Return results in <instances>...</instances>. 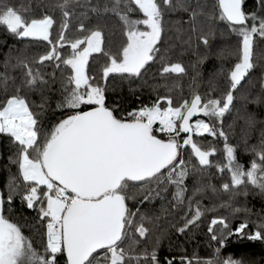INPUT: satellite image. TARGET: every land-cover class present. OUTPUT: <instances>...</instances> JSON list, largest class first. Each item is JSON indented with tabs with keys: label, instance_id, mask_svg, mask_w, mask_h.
I'll list each match as a JSON object with an SVG mask.
<instances>
[{
	"label": "snow or ice",
	"instance_id": "obj_1",
	"mask_svg": "<svg viewBox=\"0 0 264 264\" xmlns=\"http://www.w3.org/2000/svg\"><path fill=\"white\" fill-rule=\"evenodd\" d=\"M178 12L185 15L173 19ZM112 19L118 42L107 38L116 35ZM0 29L46 44L37 54L13 48L0 63L9 170L0 189V264H176L158 255L156 233L188 237L205 219L211 258L182 256L179 264H254L222 250L233 237L264 244V212L236 206L252 192L264 197V127L249 144L264 126L249 109L264 107V87L251 91L258 67L264 85L255 56L264 44V0L252 10L245 0H56L43 13L0 0ZM193 41L203 54L188 94L180 88L176 99L174 78L188 70L173 56ZM94 55L103 60L95 74ZM213 56L219 68L201 91L197 66ZM125 86L131 96L143 89L155 96L124 109L125 98L110 93ZM241 147L248 167L238 160Z\"/></svg>",
	"mask_w": 264,
	"mask_h": 264
},
{
	"label": "trees",
	"instance_id": "obj_2",
	"mask_svg": "<svg viewBox=\"0 0 264 264\" xmlns=\"http://www.w3.org/2000/svg\"><path fill=\"white\" fill-rule=\"evenodd\" d=\"M56 0H13V3H15L18 7L20 5H31V7L37 12V13H43L45 11H51L52 6L55 4ZM95 2V0H93ZM105 0H100V3L103 4ZM246 8L249 10H252L256 8V0H245ZM57 18L59 17V13H55ZM183 13H175L173 15V19H177L181 16H184ZM109 24L112 28V31L116 33V35H112L111 33L108 34V40L112 42H118L119 41V27L116 24L115 19H112L109 21ZM55 35V33H54ZM175 33H172V42L176 45V52H179L181 50L180 42L175 39ZM186 51L184 52L183 56H173V59H181L186 66L188 70V75L183 77V79L174 78L178 81L179 87L176 89L172 95L176 98H180V88L183 89V94H188L189 84H190V78L195 74L192 65L196 64L198 55L203 54V48H200L199 50L196 48L195 41L190 46H185ZM13 48L17 49H24L27 48L30 54H37L42 53L45 48L46 44L44 42H29V41H17L14 37H11L9 35H6L5 32L0 29V63L4 61L6 56L9 54L10 50ZM255 56L260 64H264V44H257L255 48ZM90 68L93 74L97 72V69L99 65L103 63L102 59H98L95 55L90 60ZM231 60L225 61V64H230ZM220 65V61L217 60L214 56L210 58L208 61H206L202 65H198V70L201 73V80L203 81L201 91H204L207 88V81L209 78H211L214 71L218 70ZM255 77L253 80V86L251 87V91L253 95H259L260 90L264 85L261 83V69L258 67L254 70ZM59 85H57V88ZM141 94L139 96H131L129 95L128 89L125 86L123 88L122 92L117 93H110V95L113 96H120L122 95L124 99L123 108L124 109H136L140 106V101H144L145 103H149L151 98H154L155 94H153L152 97L149 96L148 90H138ZM35 99H39L38 97H35ZM59 99V94L54 93L53 94V106L55 102ZM249 109L253 111L258 120L264 121V107H258L255 104H250ZM227 122H231L230 119L226 118ZM264 127L260 124L257 125L256 129H254L249 137V144H257L260 140V131L261 128ZM240 132L239 129H237V133L234 137H232V142H238L240 141ZM200 139V138H196ZM211 141V138H209ZM217 146L219 147L220 144L218 142ZM0 150L3 151L4 159H0V189H2L5 185L6 179L9 176V170L7 167V156L8 151L6 147V140L3 138H0ZM215 159V158H213ZM238 160L241 164H243L245 167L249 166L251 156L243 151V148L241 147L238 152ZM11 171L14 173L16 171L15 167L11 169ZM210 182L218 184V179L216 178V174L213 171L210 174ZM191 183V181H189ZM209 196H211V193H209ZM226 199V197H225ZM212 201L210 199H205L203 203L205 205H209ZM246 203L247 207H249L254 213H261L264 212V197L256 194L255 192L250 193V195L245 197H239L238 203L236 204L237 207H240ZM157 207H159V202L157 204ZM224 212L225 215H227L226 210H221ZM241 214V218H242ZM211 216V214H209ZM14 219L19 220L18 216H14ZM252 219L255 220L256 216L253 215ZM207 219H205L204 225L196 230V233L193 235H190L188 237L183 236H177L172 234L171 232H161L156 233V235H159L161 237L160 247L158 249V255L160 258L166 259L169 257L175 256L176 258V264H179L180 258L182 256L184 257H199L201 259H210L212 249L208 246V234L206 233V225H207ZM238 222V221H237ZM23 223V221H21ZM31 225L28 227H25V233L26 234H32L29 231ZM167 227V225H165ZM155 239V236L153 237ZM152 241H149L148 246H151ZM214 243V242H213ZM223 255L232 254L236 258H243L246 261H253L254 264H264V244H261L259 242H252L247 240H238L236 238H230V241L222 250Z\"/></svg>",
	"mask_w": 264,
	"mask_h": 264
},
{
	"label": "rangeland",
	"instance_id": "obj_3",
	"mask_svg": "<svg viewBox=\"0 0 264 264\" xmlns=\"http://www.w3.org/2000/svg\"><path fill=\"white\" fill-rule=\"evenodd\" d=\"M197 119V117H193V122ZM204 119H207V118H204Z\"/></svg>",
	"mask_w": 264,
	"mask_h": 264
}]
</instances>
